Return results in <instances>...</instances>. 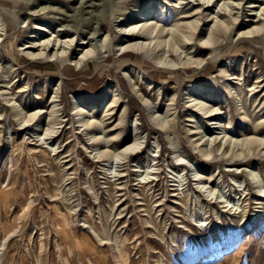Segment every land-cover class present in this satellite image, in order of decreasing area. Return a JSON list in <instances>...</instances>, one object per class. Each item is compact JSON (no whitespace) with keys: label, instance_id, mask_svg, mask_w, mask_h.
Returning a JSON list of instances; mask_svg holds the SVG:
<instances>
[{"label":"rangeland","instance_id":"374dc122","mask_svg":"<svg viewBox=\"0 0 264 264\" xmlns=\"http://www.w3.org/2000/svg\"><path fill=\"white\" fill-rule=\"evenodd\" d=\"M202 2L0 0V264H264V0Z\"/></svg>","mask_w":264,"mask_h":264},{"label":"bare ground","instance_id":"6f19581e","mask_svg":"<svg viewBox=\"0 0 264 264\" xmlns=\"http://www.w3.org/2000/svg\"><path fill=\"white\" fill-rule=\"evenodd\" d=\"M225 1V0H224ZM262 1V0H261ZM208 2H209V0H206V1H204L203 0V2L202 3H199V7L198 8H195V9H193V10H191L190 12H189V14H187V15H183V16H181V17H193L194 19H191L190 21H186L187 22V24H189L193 29H197V26H198V24H199V21L200 20H202V23H204L206 20L204 19V17H206V13H204V10H206V9H208V8H206V7H208ZM256 2V1H255ZM254 1H248V3H249V5L247 6L248 7V10H253V8L254 7H257L256 5H254V3H255ZM207 4V6H205ZM238 4V3H237ZM173 5V4H172ZM211 5V4H210ZM232 6V5H231ZM178 7V6H177ZM197 7V6H196ZM228 7V6H227ZM233 7V6H232ZM264 7V6H263ZM201 8H203L202 10H200ZM230 8V7H229ZM235 8V7H234ZM238 8H239V6H238ZM4 10V9H3ZM230 11V10H229ZM184 12H186V11H183V13ZM222 12V11H221ZM227 12V11H226ZM231 12V11H230ZM238 12V11H237ZM14 13V12H13ZM250 13V12H249ZM184 14H186V13H184ZM230 14V13H229ZM252 14V13H251ZM237 16H236V19H238V14H236ZM252 15H256V13L255 14H252ZM14 16V15H13ZM254 17H256V16H254ZM16 18V17H15ZM203 18V19H202ZM189 20V19H188ZM262 20V19H261ZM16 21V20H15ZM259 21V20H258ZM142 22V21H141ZM185 22V23H186ZM249 22V21H248ZM253 22H255V20H250V23H253ZM264 24V23H263ZM148 18H146L145 20H144V22L142 23V24H139V23H136L134 26H131L130 28H129V30L128 31H125V32H129V31H131L129 34H130V36H128L129 34H127L125 37L127 38V40L128 41H126V42H128V43H124L125 45H122L123 47H125V48H133V49H135V48H143V47H145V46H148L149 45V43H146V41H144L148 36L147 35H149V34H151V33H148V31L150 30V28L151 27H149V25H151V24H149L148 26ZM261 26V25H260ZM264 26V25H263ZM250 28V27H249ZM256 28V27H255ZM254 27L253 28H251V29H249L248 30V33H252V31L255 29ZM264 28V27H263ZM192 29V30H193ZM253 29V30H252ZM126 30H127V28H126ZM137 30V32H135ZM198 30H200V29H198ZM256 30V29H255ZM164 31V28L162 27V32ZM166 31V30H165ZM195 31V30H194ZM206 32L208 31V30H205ZM212 31H215V30H210L209 32H207V34H208V36L204 39V40H202V41H200V45H199V47H201L202 49H206V48H209V39H212V38H210V36H212L211 34H212ZM257 31H259V30H257ZM150 32V31H149ZM167 32H168V30H167ZM203 33H204V30L202 31ZM245 32H246V30H245ZM254 32V31H253ZM69 33V32H68ZM153 33V32H152ZM158 33H159V31H158ZM180 33V32H179ZM184 33V32H183ZM186 33V32H185ZM201 33V32H200ZM199 33V34H200ZM248 33H246V35H249ZM123 34H125V33H123ZM240 34V33H239ZM186 35V34H185ZM202 35V34H201ZM205 35V34H204ZM147 36V37H146ZM155 36V35H154ZM158 36V35H157ZM161 36V35H160ZM193 36V35H192ZM200 36V35H199ZM159 37V36H158ZM189 37V36H188ZM187 37V38H188ZM191 37V36H190ZM213 37H214V35H213ZM141 38H144V39H141ZM149 38H151V37H149ZM141 39V40H140ZM160 39V38H159ZM123 40V39H122ZM49 39H47V40H43L42 41V43L43 44H39V42L38 43H31L29 46H27V47H29V48H36V49H38L41 45H42V48H41V50H44V52L45 51H49V50H51V49H54V48H56L55 46H57V43H55V42H53L52 44H51V46H49ZM54 41V40H53ZM56 41V40H55ZM58 41V40H57ZM56 41V42H57ZM65 41V40H64ZM68 41H74L73 39H71V40H68ZM163 41V40H162ZM67 42V41H66ZM71 42H67V45L69 46V44L71 43ZM150 42H152V41H150ZM157 42H158V40H157ZM212 42V41H211ZM61 43V42H60ZM77 43V44H76ZM85 43H87V42H77V39L75 40V44L77 45V46H79V47H82L83 46V44H85ZM91 44V43H90ZM161 44V43H160ZM211 44V43H210ZM65 45V44H64ZM63 45V46H64ZM61 46V45H60ZM151 46V45H150ZM120 47V46H119ZM157 47V46H156ZM155 47V48H156ZM183 47V46H182ZM26 48V47H25ZM59 48L61 49V50H59ZM59 48H56V50L54 51V54L55 55H57V52L59 51V55H61V54H67L68 52H67V50L68 49H66V47H59ZM149 48V47H148ZM66 49V50H65ZM121 49H122V47H121ZM175 49V48H174ZM41 50H39V52L38 53H34V52H32V51H28L26 54H27V56H29V55H32L33 57H35V56H41V54H42V52H41ZM92 50V49H91ZM91 50H89V49H86V50H84L83 48L82 49H79V51L81 52V54H79V59H81V58H84V57H86L89 53H91ZM138 50V49H137ZM143 50V49H142ZM187 50V49H186ZM182 51V50H181ZM181 51H180V53H181ZM63 52V53H62ZM93 52V51H92ZM175 52V51H174ZM191 52V51H190ZM195 52V51H194ZM49 53V52H48ZM157 53V52H156ZM54 54L52 55V56H54ZM43 55V54H42ZM160 55V54H159ZM196 55V54H195ZM47 56V55H46ZM109 56V55H108ZM164 56V55H163ZM166 56V55H165ZM179 56V55H178ZM194 56V55H193ZM43 57H45V56H43ZM161 57V56H160ZM57 58V57H56ZM111 58V57H110ZM39 59V58H38ZM180 59H182V58H180ZM192 59V58H191ZM82 60V59H81ZM80 60V61H81ZM185 61V60H184ZM190 61V60H189ZM182 62V61H181ZM186 62V61H185ZM162 63V62H161ZM194 63H197V65H199V67H200V65H201V61H196L195 60V62ZM185 64V63H184ZM196 65V64H195ZM171 67V66H170ZM202 67V66H201ZM141 68H142V66L140 67L139 65H137V66H135V65H133V69L135 70V72L136 73H139V71L138 70H141ZM177 68V67H176ZM172 69H173V67H172ZM175 69V68H174ZM230 77V76H229ZM112 90V86H110L109 88H108V91L109 90ZM192 90H194V92H193V95L195 94V93H199L200 92V86H194L193 88H192ZM115 91V89H113V91H111V92H114ZM110 95H112L111 97H112V99H111V101H113V99H114V96H115V94H110ZM116 96H117V94H116ZM119 99V98H118ZM190 99V98H189ZM22 100V99H21ZM117 100V99H116ZM54 101V100H53ZM56 101V100H55ZM116 102H118V101H116ZM169 108V107H168ZM197 108H198V106H197ZM171 111V110H170ZM209 113H211V110L210 111H208ZM203 114V113H202ZM213 114H210V116H212ZM214 116V115H213ZM52 118V117H51ZM24 119V118H23ZM168 122V121H167ZM160 123V122H159ZM165 124V123H164ZM219 127V126H218ZM215 128V127H214ZM54 131V130H53ZM47 134V133H46ZM44 135V134H43ZM212 137V136H211ZM103 138V137H102ZM104 140V139H103ZM135 141H136V139H134V142L133 143H130V144H127V145H125L124 147H123V149L120 151V154H121V152H127L128 153V151L130 152L131 151V147H133V144L135 143ZM201 141V140H200ZM223 142H224V140H223ZM261 142V141H260ZM138 143V142H137ZM211 143V142H210ZM231 143V142H230ZM260 144V143H259ZM135 145V144H134ZM139 145V144H138ZM208 145V144H207ZM105 146V145H104ZM113 147V146H112ZM137 147V146H136ZM138 147H140V145L138 146ZM129 148H131V149H129ZM127 149H129L128 151H127ZM137 149V148H136ZM206 149V148H205ZM204 149V150H205ZM229 149H232V148H229ZM264 149V148H263ZM134 150V149H133ZM124 154H126V153H124ZM112 155V154H111ZM123 155V154H122ZM134 156V155H133ZM118 157V156H117ZM117 159V158H116ZM149 172V171H148ZM145 180V179H144ZM186 194V193H185ZM11 201V200H10ZM1 204H3V203H1ZM231 208V207H230ZM232 211V210H231Z\"/></svg>","mask_w":264,"mask_h":264},{"label":"trees","instance_id":"16d2710c","mask_svg":"<svg viewBox=\"0 0 264 264\" xmlns=\"http://www.w3.org/2000/svg\"><path fill=\"white\" fill-rule=\"evenodd\" d=\"M130 55H128V56H132V54L131 53H129Z\"/></svg>","mask_w":264,"mask_h":264}]
</instances>
